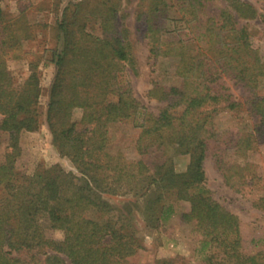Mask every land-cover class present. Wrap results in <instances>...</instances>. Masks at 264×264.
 Listing matches in <instances>:
<instances>
[{
	"label": "trees",
	"instance_id": "obj_1",
	"mask_svg": "<svg viewBox=\"0 0 264 264\" xmlns=\"http://www.w3.org/2000/svg\"><path fill=\"white\" fill-rule=\"evenodd\" d=\"M218 1L222 5L213 9L211 3ZM171 8L185 26L197 28V35L162 37V21ZM138 9L146 21L149 56L175 57L179 85L149 90L165 103L154 114L119 78L131 56L114 16L113 22H102L104 37L75 32L74 20L59 22L46 119L53 143L77 172L56 163L39 164L26 175L16 168L19 137L38 129L39 74L30 60L29 75L16 85L7 62L22 58L23 41L34 35L24 11L11 17L0 8V130L9 136L0 162V264H129L127 258L144 248L143 238L131 219L106 217L112 208L102 198L122 188L140 193L131 202L136 207L140 197L146 198L141 212L147 229L174 214L168 191L188 201L190 209L181 219L193 223L190 235L201 250H214L205 264H264L262 252L242 253L239 218L213 197L203 168L213 119L220 110L241 106L221 90L223 77L249 91L247 101L257 116L253 132L229 137L228 145L245 154L253 141L264 140V95L256 92L264 61L256 45L259 35L249 24L258 21L264 29V12L246 0H140ZM75 108L82 109L78 121L71 118ZM118 121L140 128V152L174 145L188 153L186 169L176 172L169 156L152 169L143 160L112 153L108 126ZM221 163L216 159L220 169ZM44 222L62 238L48 237Z\"/></svg>",
	"mask_w": 264,
	"mask_h": 264
},
{
	"label": "rangeland",
	"instance_id": "obj_2",
	"mask_svg": "<svg viewBox=\"0 0 264 264\" xmlns=\"http://www.w3.org/2000/svg\"><path fill=\"white\" fill-rule=\"evenodd\" d=\"M139 1L0 0V8L8 16L14 17L24 11L34 35L32 39L23 41V57L7 62L14 83L20 85L25 81L30 73V60L35 61L39 74V125L37 130L20 133L21 152L16 161L17 170L31 175L39 164L50 166L57 163L65 171L77 172L73 162L67 156L61 155L53 143L46 119L50 87L55 75L52 49L57 44L56 27L59 22L65 19L70 22L74 20L75 32L78 30V33L104 37L107 34L102 30V22H113L114 16L119 25L118 31L124 37L131 56V62L125 63L119 78L122 82L129 83L132 94L154 114H157L165 103L151 96L149 90L155 85H179L180 80L175 75V57H161L155 60L149 56V44L145 36L146 21L138 14ZM246 1L264 12V0ZM211 5L216 9L222 3L218 1ZM249 24L259 35L256 45L264 61V29L258 21H250ZM165 29L167 31L164 32ZM197 32V28L185 26L179 20V14L174 8L170 9L169 18L162 21L161 34L164 39L187 38L193 34L197 35ZM219 84L221 90L225 88L232 95V99L241 103V106L237 110H220L213 119V135L208 138L203 160L206 186L218 202L238 216L242 253L264 254V140L253 141L245 154L240 152L239 146L228 145L229 137H247L252 133L257 116L247 101L249 91L225 77L220 79ZM256 92L258 95H264V77L261 78ZM81 116L82 109H73L72 120L78 121ZM1 118L0 115V121ZM139 132L140 128L132 121L109 124V150L120 154L127 161L143 160L152 169L155 164L169 156L176 172L186 169L190 156L174 145L165 149L153 147L140 152L137 145ZM8 138V133L0 130V162L4 159ZM216 159L222 161V169L217 166ZM118 191L116 194H102V198L112 208L105 216L113 219H131L136 231L143 238L144 248L127 258L129 264H157L163 259L174 264H205V258L214 252L210 248L201 250L199 243L190 235L193 223H186L181 219V215L190 209L188 201L178 199L172 191H168L166 196L173 205L174 214L158 226L147 229L144 228L145 222L141 212L146 198L140 197L136 207L131 202L138 199L140 193H124V188ZM44 228L48 237L62 238L61 231L48 228L45 222Z\"/></svg>",
	"mask_w": 264,
	"mask_h": 264
}]
</instances>
